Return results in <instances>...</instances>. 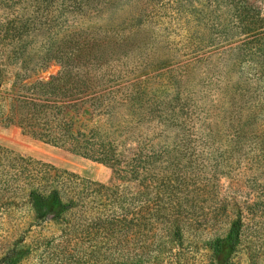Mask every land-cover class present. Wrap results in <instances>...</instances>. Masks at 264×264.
I'll return each mask as SVG.
<instances>
[{
	"label": "rangeland",
	"instance_id": "rangeland-1",
	"mask_svg": "<svg viewBox=\"0 0 264 264\" xmlns=\"http://www.w3.org/2000/svg\"><path fill=\"white\" fill-rule=\"evenodd\" d=\"M251 1L264 17V0ZM131 4L90 15L69 0H0L5 112L16 80L63 71L67 50L44 65L41 59L58 41L74 31L103 37L104 29L113 36L136 31L137 40L100 60L89 58L74 71L87 78L141 80L140 88L164 99L167 108L166 120L161 108L153 119L137 120L133 144L140 184L146 186L141 178L147 175L154 190L164 191L162 200L126 205L137 211L136 234H110L101 222L92 229L95 216L106 222L115 212L123 221V213L108 200L94 202L90 183L64 220L37 217L28 194L45 182L43 163L57 169L50 180L59 179L69 193L84 181L108 184L112 169L25 135L0 118V264H8L3 258L12 250L22 252L15 264H216L213 246L235 223L238 242L227 264H264V36L217 27L221 9L212 12L196 1L178 18L184 31L162 11L153 36L135 30L136 24L117 29L137 0ZM221 15V22L230 19L226 11ZM62 78L73 77L64 71ZM172 220H181V234ZM66 224L72 227L64 231Z\"/></svg>",
	"mask_w": 264,
	"mask_h": 264
},
{
	"label": "trees",
	"instance_id": "trees-1",
	"mask_svg": "<svg viewBox=\"0 0 264 264\" xmlns=\"http://www.w3.org/2000/svg\"><path fill=\"white\" fill-rule=\"evenodd\" d=\"M69 1L90 15L118 12L126 9V4L133 5V0ZM195 1L212 8V12L221 9L215 15L219 21L217 27H222L223 30L229 28L230 32L232 29H240L253 38L264 36V17L251 0H137V8L131 7L122 24L117 23L116 28L123 24L135 27L136 24L135 30L151 31L153 36L156 31L154 25L159 23L162 11L177 20L176 24L184 31V22H180L178 18H183L182 13L188 11L187 5H192ZM225 11L230 19L221 22V14ZM103 31V37L97 36L99 34L95 31L92 35L74 31L68 38L58 41L57 48L49 50L41 59L44 60V65L45 62L54 60L60 50H67L61 60L63 71L51 78L16 80L8 97L10 106L7 112L3 110L0 95V118L7 126L20 127L25 135L112 169L113 176L108 184L84 181L79 183L81 188L69 193L64 190V184L58 186L61 184L59 179L50 180L51 172L57 169L43 163L45 182L39 188H31L28 194L37 217L64 220L84 197L83 186L90 183L87 189L94 202L104 204L108 200L123 213V221L117 220L115 212L111 218L105 219L106 222L95 216L93 221L97 227L92 229H100V223L96 222H101L105 225L102 227H106L110 234L119 229L123 232L126 230V234H136L137 211H131L126 205H136L141 199L162 200L164 191L163 188L154 190L147 175L141 178L146 186L140 184L139 152L137 153V145L133 144L137 134V120L142 122L153 119L151 116L159 108L162 110L160 117L166 120L167 108L164 99L140 88L141 80L87 78L80 70L74 71L76 65H82L89 58L100 60L105 58L107 51L129 47L137 40L136 31L133 35L123 36L119 33L113 36L108 29ZM64 71L65 75L73 78H62ZM137 108L140 110L138 118ZM143 108L147 112L141 110ZM124 133L128 134V138H121ZM73 177L78 179L77 176ZM170 226L177 234H181L184 227L181 220H172ZM70 227V224H66L63 230H70ZM138 227L139 230L145 229ZM238 234L239 228L235 223L227 238L216 240L213 246L216 264L228 263L238 242ZM21 257L22 252L12 250L3 261L15 264Z\"/></svg>",
	"mask_w": 264,
	"mask_h": 264
}]
</instances>
